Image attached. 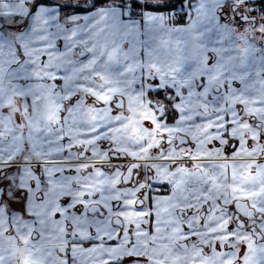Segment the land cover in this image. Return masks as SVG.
I'll return each mask as SVG.
<instances>
[{
	"label": "snow or ice",
	"instance_id": "obj_1",
	"mask_svg": "<svg viewBox=\"0 0 264 264\" xmlns=\"http://www.w3.org/2000/svg\"><path fill=\"white\" fill-rule=\"evenodd\" d=\"M0 264H264V0H0Z\"/></svg>",
	"mask_w": 264,
	"mask_h": 264
}]
</instances>
